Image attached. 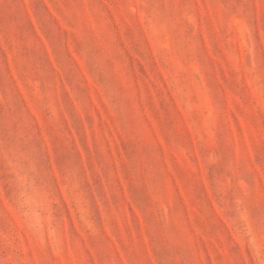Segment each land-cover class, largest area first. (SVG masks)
I'll use <instances>...</instances> for the list:
<instances>
[{"label":"rangeland","instance_id":"1","mask_svg":"<svg viewBox=\"0 0 264 264\" xmlns=\"http://www.w3.org/2000/svg\"><path fill=\"white\" fill-rule=\"evenodd\" d=\"M0 264H264V0H0Z\"/></svg>","mask_w":264,"mask_h":264}]
</instances>
